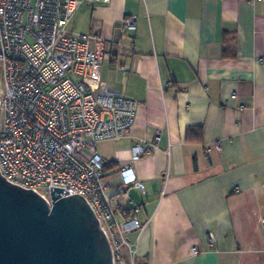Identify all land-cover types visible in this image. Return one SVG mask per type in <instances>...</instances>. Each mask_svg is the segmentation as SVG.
I'll list each match as a JSON object with an SVG mask.
<instances>
[{"label": "crops", "instance_id": "obj_1", "mask_svg": "<svg viewBox=\"0 0 264 264\" xmlns=\"http://www.w3.org/2000/svg\"><path fill=\"white\" fill-rule=\"evenodd\" d=\"M67 30L104 40L101 81L136 101L127 134L96 143L118 221L139 205L147 223L124 231L133 258L264 264V0H97ZM125 164L144 190L124 184Z\"/></svg>", "mask_w": 264, "mask_h": 264}, {"label": "built area", "instance_id": "obj_2", "mask_svg": "<svg viewBox=\"0 0 264 264\" xmlns=\"http://www.w3.org/2000/svg\"><path fill=\"white\" fill-rule=\"evenodd\" d=\"M94 1L0 0V174L48 204L51 186L63 187L61 196H83L115 260L121 246L130 248L124 231L147 223L136 216L139 205L119 222L120 204L103 183L104 160L96 143L127 134L136 101L101 81L104 40L97 33L67 30L75 11ZM123 26L135 30L136 18L125 17ZM157 140L158 135L136 142L131 159L155 150ZM120 172L124 184L144 190L129 164ZM208 238L212 241L209 232Z\"/></svg>", "mask_w": 264, "mask_h": 264}, {"label": "water", "instance_id": "obj_3", "mask_svg": "<svg viewBox=\"0 0 264 264\" xmlns=\"http://www.w3.org/2000/svg\"><path fill=\"white\" fill-rule=\"evenodd\" d=\"M51 203L0 174V264H115L97 216L78 193Z\"/></svg>", "mask_w": 264, "mask_h": 264}, {"label": "rangeland", "instance_id": "obj_4", "mask_svg": "<svg viewBox=\"0 0 264 264\" xmlns=\"http://www.w3.org/2000/svg\"><path fill=\"white\" fill-rule=\"evenodd\" d=\"M123 25H124V20H123ZM82 152H83L84 155L90 156V154L87 153L86 150H83ZM125 236H127V235H125ZM130 249H131V245H130V248L126 247V246H124V247L121 246L120 247V252H119V258L116 257L115 260H114V263L115 264H135L134 258L131 255Z\"/></svg>", "mask_w": 264, "mask_h": 264}, {"label": "trees", "instance_id": "obj_5", "mask_svg": "<svg viewBox=\"0 0 264 264\" xmlns=\"http://www.w3.org/2000/svg\"><path fill=\"white\" fill-rule=\"evenodd\" d=\"M126 211H128V210H126ZM134 262H135V264H145V263L141 262V260H136L135 258H134Z\"/></svg>", "mask_w": 264, "mask_h": 264}]
</instances>
